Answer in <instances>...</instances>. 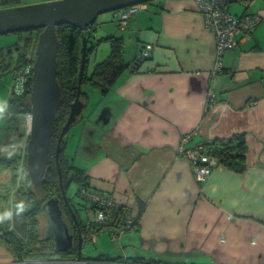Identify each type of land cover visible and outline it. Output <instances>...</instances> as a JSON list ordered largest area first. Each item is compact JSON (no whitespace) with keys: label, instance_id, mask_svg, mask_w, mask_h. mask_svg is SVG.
<instances>
[{"label":"crops","instance_id":"0c3cea01","mask_svg":"<svg viewBox=\"0 0 264 264\" xmlns=\"http://www.w3.org/2000/svg\"><path fill=\"white\" fill-rule=\"evenodd\" d=\"M43 1L49 0H20ZM227 9L261 19L248 39L224 52L214 76V35L195 0L140 4L119 25L112 12L103 37L128 39L137 52L111 91L90 93L86 120L68 133V154L90 188L129 209L139 228L118 240L102 232L95 256L142 264H264V0H232ZM11 42L0 38V48ZM101 42L106 45L92 51L90 68L109 52ZM145 47L143 59L137 54ZM7 93L0 95L4 105ZM240 133L248 146L243 172L219 165L198 181L176 151L184 134L191 136L186 149ZM0 264H15L1 240Z\"/></svg>","mask_w":264,"mask_h":264},{"label":"trees","instance_id":"16d2710c","mask_svg":"<svg viewBox=\"0 0 264 264\" xmlns=\"http://www.w3.org/2000/svg\"><path fill=\"white\" fill-rule=\"evenodd\" d=\"M152 1L154 0L146 3ZM20 3V0H0V8L19 6L21 5ZM94 23L87 26L84 31L68 24L56 26L58 38L56 78L60 86L61 95L50 142L48 162L38 191L32 186L27 173L26 152L23 154L18 146L24 136L20 118L23 114L30 111L31 74L25 75L23 80L24 91L21 94H15L13 90L15 83L19 81V76L16 72L24 70L26 66L32 65L34 62L35 46L43 28L5 33L7 35H17L19 42L17 43L12 39L11 43L0 48V72H10L12 75L9 96L5 101L6 109L0 115V119L6 122L5 132L7 133L5 140L3 134L0 137V146L9 144V147H14L0 153V168L5 169L11 179L7 183L11 185L10 188L5 187L4 190L0 188V217L6 220L7 228L8 225L11 226L10 230L4 231L1 233L2 235L0 234V240L12 253L14 260L20 264L26 261H44L55 257L74 258L76 256L75 247L64 253L56 252L53 237L44 239L37 232L35 215L42 213L41 207L45 201L50 198L58 199L62 210V218L75 241L77 227L74 219H76L82 231L78 220V211L67 197L68 203L64 202L62 192L66 196V188L70 184L75 183L78 185L76 194L86 200L81 194V188L88 187L91 191H95L90 188L85 171L75 165L74 162L71 164L70 159L72 158L68 154L67 136L74 125L80 121L81 113L79 114L80 117L78 115L70 125L60 141L57 161L60 166L61 181L59 180L55 157L56 142L69 114L70 105L75 98L78 80L80 79L81 82L80 99L84 104L81 111L83 112L88 105V92L83 91V86L88 85L91 89L104 96L113 89L119 77L131 69L130 64L124 58V43L119 36H107L98 39V42L103 40L108 42L109 52L104 59L98 61L91 68L88 66L89 58L95 47L94 42L91 40L97 29ZM83 37H85L86 42L85 50L82 48ZM98 42L96 41V44ZM89 43L93 45L90 46L88 45ZM14 51L15 53H13ZM83 52L84 56L82 58ZM28 55L30 59H27ZM81 64L82 73L80 76ZM201 146L204 154L214 159L218 165L235 172H243L247 166L248 146L243 133L234 134L230 138H215L210 142H204ZM21 201L24 204V211L18 213L16 206ZM6 213H11V215H6ZM5 216L6 218H4ZM0 220L2 221V219ZM82 259L86 261V264H93L95 260H105L104 256L87 259L81 257ZM135 261L140 262L138 259Z\"/></svg>","mask_w":264,"mask_h":264},{"label":"water","instance_id":"95a60500","mask_svg":"<svg viewBox=\"0 0 264 264\" xmlns=\"http://www.w3.org/2000/svg\"><path fill=\"white\" fill-rule=\"evenodd\" d=\"M148 1L151 0H49L0 8V34L43 28L37 39L32 64L31 118L26 146V169L30 182L37 191L45 174L56 112L60 104L61 90L56 78L58 45L56 26L68 24L84 31L87 26L95 22L100 14L114 13L117 10ZM82 43V48L85 50V37L82 38ZM83 56L84 52L82 58ZM81 73L82 64L80 76ZM80 87L79 79L75 98L70 105L69 114L56 142L55 157L60 181L61 172L57 161L60 141L83 109ZM62 195L64 202L68 203L64 192ZM41 208L46 222L44 232L53 236L56 252H66L73 245V235L69 233L62 218L59 200L50 198L42 204ZM74 221L77 224L76 219ZM77 242L79 258L82 244L79 229H77Z\"/></svg>","mask_w":264,"mask_h":264},{"label":"built area","instance_id":"2783aa9c","mask_svg":"<svg viewBox=\"0 0 264 264\" xmlns=\"http://www.w3.org/2000/svg\"><path fill=\"white\" fill-rule=\"evenodd\" d=\"M199 10L201 11L205 24L212 30L214 35V45L216 52V60L214 66L210 72L211 76H214L221 70L222 55L227 50L235 49L239 41L246 40L250 36V30L260 21L258 15L251 16H236L231 14L227 5L232 0H195ZM137 10V6L127 7L121 10H117L115 13L120 17V24H125V21ZM148 47L140 53V58L147 57ZM27 59H30L28 55ZM19 76V81L15 83V94H21L24 91L23 80L25 75L31 74L32 77V65L26 66L24 70L16 72ZM214 96L213 90L209 91L208 103L211 102ZM31 118V112L23 114L20 118V124L22 126L23 138L18 146L21 148L23 154L27 153V140L29 131V121ZM188 135L184 136L182 142L177 146V153L184 154L193 164L201 162L200 166L195 167L199 178L205 177L210 170V167L215 166L214 159L208 157L203 152L201 145L196 146L194 149L185 150L184 145L187 143ZM27 155V154H26ZM208 163V166H205ZM81 194L87 198L94 207L93 212L90 213L89 219L85 223V238L90 241H94L98 233L108 232L112 238H117L127 230L131 228L139 227L138 220L135 216L130 214H117L116 209L119 208L112 198L106 197L95 191H91L87 187L81 188ZM96 222L100 226H96ZM86 264V261H83Z\"/></svg>","mask_w":264,"mask_h":264},{"label":"rangeland","instance_id":"374dc122","mask_svg":"<svg viewBox=\"0 0 264 264\" xmlns=\"http://www.w3.org/2000/svg\"><path fill=\"white\" fill-rule=\"evenodd\" d=\"M145 3H141V4H145ZM138 5H140V4H138ZM138 5H134V6H137L138 7ZM111 14H112V12H107V13H103V14L98 15L97 18H96V20H95V23H94V26L97 29H96V33H95L93 39L91 38V40L95 44L94 49H96L98 47L97 48L98 54L100 53V51H102V49L104 48V46L106 45V43L99 41L96 44V41L100 37H103V36L107 35L106 33L108 32V28L111 26V23H112V15ZM117 23H118V25L120 24V17L119 16H118V19H117ZM93 33H94V31H93ZM0 38H2V39H10V38H12L15 42H17V43L19 42L18 36L15 35V34H10V35L0 34ZM96 38H98V39L96 40ZM82 47H83V43H82ZM133 52L134 53L137 52V50L134 49V43L132 41H129L127 39L125 41V44H124V58H125L126 61L127 60L129 61L130 59H132ZM13 53H15V51ZM137 55H140V54H137ZM11 84H12V75L10 74V72H7V73L6 72H4V73L0 72V95L1 96H6L8 94L7 92H10V90H8V89L11 87ZM83 91L88 92V101H89V95H90L91 92H94V90L91 89L90 86L86 85V86H83ZM3 102H4V98L1 97L0 98V106H4V110H5L6 109V106L3 104ZM79 117H80V115H79ZM81 117H83L84 120H86V116H85L84 112H81ZM0 122L2 123V128L5 130L6 122L4 120H1V119H0ZM4 132L5 131L1 132L0 137L2 136V134L5 137V135L7 133L6 132L4 133ZM186 135L189 136V138L187 139L186 142L189 141V139L191 137L190 134H184L181 137L180 142H182L183 137L186 136ZM195 147H193V148H186L185 150H187V149H194ZM12 148H14V147H9V144H4V145L0 146V153L6 152L7 150H10ZM179 155L185 157L189 161V159L186 157V155H184V154H179ZM70 163L71 164L73 163V160L72 159H70ZM189 163L192 165L193 173L195 175V178L198 181L204 179L206 176H208L210 174V172L212 171V169H214L215 167L219 166L218 163L216 162L215 166L210 167L209 173L205 177L199 178L197 172L195 171V167L196 166H200L201 165V162H197V163L193 164L191 161H189ZM208 165H209L208 163H205V166H208ZM9 176L10 175L8 174V172L5 169L0 168V188H2L3 190H4L5 187L10 188V186H11V185H8L7 184V183H9V180H11ZM77 188H78V185L77 184H75V183L70 184V186L68 188H66V197L69 199L70 203L73 206L76 207V209L78 211V220L80 221L81 228H82V231H81V229H80V227L78 225V222L76 224V222L74 221L75 222V225L77 227L76 228V233H77V229H79V231L81 233V237H82L80 257L78 258V242H77V236H76L75 241H74V237H73V245L69 249V250H71L73 247L76 248L75 249L76 250V256L74 258H60V257H55V258H52V259H49V260H44V261H42V260L31 261L32 264H84L83 263V259L81 260V257H83V258H95V257H97V256H95L96 255V250L94 248V245H95L94 242H95L96 239L94 241H90V240H87L85 238V223L89 219L90 213L93 212L94 207H92V205L90 204V202H89V200L87 198H85L86 200H84L81 196H79L78 194H76ZM95 192H97L99 194H102V195H104L106 197L112 198L113 201L116 204H118V206H119V208L116 209V213L117 214H119V215H121V214H130V215H132V213H131V211L129 209H127L121 203H119L118 201H116L112 196L103 194V193L98 192L96 190H95ZM83 205H84V207H83ZM41 211H42V208H41ZM4 218H6V216ZM7 218H8V216H7ZM35 218L37 219V223H35V228H36L37 232L42 236V238L45 239V238H51V237H53V236L47 235L44 232V228L46 227V222H45V219H44L43 211H42L41 214H36L35 215ZM0 222H1L0 230H3V231H0V234L3 233L4 231H8V230L11 229V226L10 225H8V228H7V222H6V220H3L2 219V221L0 220ZM95 223H96V226H100L98 222L95 221ZM138 223H139V221H138ZM138 228H139L138 226L135 227V228H131L130 230H127L126 232H124L123 234H121L117 238H112L109 235V233L106 232V231L105 232L108 235L107 234H102V235H104V237L107 236V240H109V238H108L109 236L113 240H118L122 235H124L126 233H129V232H133V231L137 230ZM68 230H69V228H68ZM101 233H98L97 236L98 235L101 236ZM97 236H96V238H97ZM53 240H54V238H53ZM107 240L105 239V241L108 243ZM54 249H55V242H54ZM69 250H67V251H69ZM58 253H64V252H58ZM110 258H113V257H110ZM119 259L114 258V259H109V260L108 259H105V260H95L93 264H142L141 262H137L135 260L134 261H130L128 259H125V260H119ZM14 262H15V264H20V263H18L15 260H14ZM26 262H30V261H26ZM26 262H23V264L26 263ZM27 264H29V263H27ZM88 264H92V263H88Z\"/></svg>","mask_w":264,"mask_h":264},{"label":"clouds","instance_id":"9594fccd","mask_svg":"<svg viewBox=\"0 0 264 264\" xmlns=\"http://www.w3.org/2000/svg\"><path fill=\"white\" fill-rule=\"evenodd\" d=\"M3 112H4V106H0V115H2ZM16 207L18 213L24 211V204L22 201L18 203ZM6 215H11V213H6ZM0 219H3V217H0Z\"/></svg>","mask_w":264,"mask_h":264}]
</instances>
